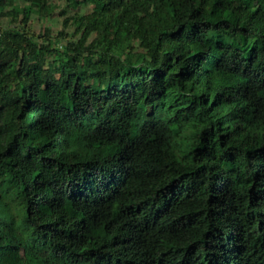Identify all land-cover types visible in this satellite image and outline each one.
<instances>
[{
    "label": "trees",
    "instance_id": "1",
    "mask_svg": "<svg viewBox=\"0 0 264 264\" xmlns=\"http://www.w3.org/2000/svg\"><path fill=\"white\" fill-rule=\"evenodd\" d=\"M0 264H264V0H0Z\"/></svg>",
    "mask_w": 264,
    "mask_h": 264
}]
</instances>
